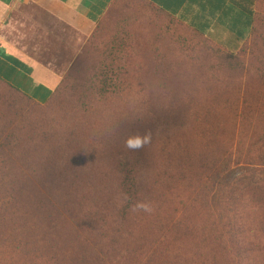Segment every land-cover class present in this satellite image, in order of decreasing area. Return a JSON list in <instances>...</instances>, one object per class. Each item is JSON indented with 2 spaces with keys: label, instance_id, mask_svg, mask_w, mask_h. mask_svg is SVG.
<instances>
[{
  "label": "rangeland",
  "instance_id": "obj_1",
  "mask_svg": "<svg viewBox=\"0 0 264 264\" xmlns=\"http://www.w3.org/2000/svg\"><path fill=\"white\" fill-rule=\"evenodd\" d=\"M30 1L41 4L44 0H20L19 6ZM117 2L95 25L68 14L73 23L60 21L52 45L48 27L34 40L36 45L52 47L49 56L37 59L51 66L61 79L82 49L93 46L91 56L76 70L79 87L74 95L63 94L55 101L51 99L53 91L44 103L33 98L40 106L35 108L0 82V94L9 104H0V132L15 127L0 140V264H100L93 260L101 244L91 241L83 219L92 203L85 190L87 182L96 187L117 184L122 156L129 161L133 157L141 162L157 159L161 147L168 145L166 134L183 135L198 148L203 143L201 136H212L232 153L228 169L233 182L221 192L224 195L234 187H245L238 191L240 201L231 215L240 217L247 228L261 227L264 186L243 180L249 178L248 168L236 163L244 161L239 154L250 152L253 167L264 165V144L252 146L247 133L234 122V115L237 108L250 105L254 119L261 117L256 108L264 105V49L258 43L253 49L249 37L236 53L228 55L206 35H198L146 0ZM19 9L12 10L1 32L8 33L12 25L14 36L28 45L34 26L29 20L20 25ZM131 30L137 32L133 40ZM119 39L128 55L126 60H118L119 67L97 65L95 52L104 53V64L108 56L120 57ZM114 73L121 91L112 90ZM28 108L31 115L20 120L16 112ZM158 116L160 122L172 121L171 125L153 126L150 120ZM204 129L212 134L205 135ZM145 133L151 134L149 142L139 148L127 146L128 141L135 144L137 138L143 139ZM137 134L140 136L134 137ZM37 173L39 178L35 179ZM75 195L83 204L71 210L68 199ZM160 199L148 205L159 204L154 218L142 222L138 210L124 220L117 209L105 210L108 221L119 225L121 231L113 235L102 229L100 233L113 236L118 249L130 253L146 250L145 259L158 239L154 230L157 220L171 215L184 222L183 215L190 224L202 223L201 212L180 204L181 196ZM214 206L226 210L225 205ZM168 235L176 237L175 233ZM94 238L100 239L98 235ZM113 258L109 263L138 264L136 256L130 254ZM256 263L264 264V259Z\"/></svg>",
  "mask_w": 264,
  "mask_h": 264
},
{
  "label": "trees",
  "instance_id": "obj_2",
  "mask_svg": "<svg viewBox=\"0 0 264 264\" xmlns=\"http://www.w3.org/2000/svg\"><path fill=\"white\" fill-rule=\"evenodd\" d=\"M117 1L120 0H112L98 23L102 21L110 8L116 6ZM146 1L158 11L185 23L162 9L155 2ZM240 1H235L240 9L253 15L250 33L252 48L254 49L255 44L258 43L260 49H264V2L261 4V1L264 0H256L257 2L253 4L254 8L249 9L243 7ZM185 24L198 35H206L217 46L224 49L228 55L236 53L248 40L243 35L218 22L214 23L207 33H203L187 23ZM129 32L133 35L132 40L137 37L135 30ZM119 41L121 43L118 50L120 57L117 55L108 56L104 64L102 62L104 53L98 51L94 53V62L99 66L114 67L115 65L119 67L117 65L118 60L125 61L128 57L123 49V41L121 39ZM130 48L132 50V47ZM92 51L93 46L91 44L82 49L68 73L55 88L51 99L56 101L63 94L69 95L72 93L74 95L79 87L76 83V70L80 68L81 61L91 56ZM117 76L116 73L111 75V80H114L112 83L113 91L116 89L121 91L119 84L115 83ZM0 82L10 91L22 95L31 106L40 108L34 103L36 101L32 97L1 77ZM50 100L47 105L51 103ZM1 102L4 105H9L2 94H0V104H2ZM44 109H46L45 106ZM253 110L250 105L244 106L241 110L237 108L234 122L238 124L237 127L240 131L247 133L252 146L257 144L261 146L264 144V105L256 108L257 112L260 111L261 117H255L254 119ZM31 113L28 108L16 112V115L20 120H24ZM160 117L150 120L153 126L157 127L160 123V126L168 128L172 121L160 122ZM164 118L169 120L170 117L165 114ZM13 129L15 127L0 132V140L2 138L6 139ZM202 133L205 135L212 134L211 130L206 129L202 130ZM138 136L140 135H134V137ZM201 139L203 143L198 148L193 147L190 142L186 141L183 135L173 137L166 134L165 140L168 145L161 147L157 159L152 158L141 162L138 158L133 157L129 161L122 156L124 162L119 167L120 180L117 184L96 187L91 185L93 182L91 184H89L90 181L87 182L88 187L85 190L92 197V203H89L88 209L83 214L84 225L88 228L86 232L91 236V241L95 244H101L93 262L111 264L115 259L113 257L118 260L119 257H127L129 254L136 256L138 264H258L257 261L261 258L264 259V215L260 217V228H247V224L242 223L240 217H232L231 215L236 209V204L240 201L238 191L244 190L245 187L232 186L234 188L226 194L223 195L221 192L225 186H230L233 182L230 181L232 174L228 169L232 153H229L217 140H213L212 136L209 138L201 136ZM238 157L243 158L244 161L235 162L236 165H246V168H248L249 178H243V180H248L251 184L264 186V165L259 164V167H253L254 157L250 152L239 154ZM34 177L38 179L39 174L37 173ZM17 187L20 188L21 185H17ZM68 191L71 192L72 190L68 189ZM166 195L181 196L180 204L198 210L199 214L201 212L203 215L201 218L203 219L201 220L202 223L200 225L190 224L188 217L183 215L184 222L181 218L174 217L172 219L171 215L157 220L154 230L158 239L145 259L143 258L147 252L146 250L130 253L126 249H118L115 247L113 236L110 237L107 233L105 235L100 233L102 229H106L110 234H119L120 226H113L108 221L105 210L117 209L118 215L123 220L138 210L141 215L140 222H142L154 218L159 208V204L148 207L151 201L161 202L160 198ZM78 199L77 195L68 199V206L71 210H77L79 206H82L83 201ZM214 204L225 205L226 210L219 211ZM146 206L150 209L149 212H147ZM169 233H175L176 237L170 239ZM94 235H98L100 239H95ZM138 256H142V258ZM110 260L111 263H109Z\"/></svg>",
  "mask_w": 264,
  "mask_h": 264
},
{
  "label": "crops",
  "instance_id": "obj_3",
  "mask_svg": "<svg viewBox=\"0 0 264 264\" xmlns=\"http://www.w3.org/2000/svg\"><path fill=\"white\" fill-rule=\"evenodd\" d=\"M27 1V0H26ZM162 9L181 19L183 22L197 28L206 27L201 32L207 33L216 22L243 35L250 37L253 15L245 12L235 3L237 0H151ZM20 0H0V77L31 95L36 101L44 103L47 97L58 86L61 77L51 66L39 61L38 57L49 56L52 47L36 45L37 35L44 32L45 27L52 35L59 34V24L64 20L72 24L68 16L83 20L84 23L95 25L106 12L112 0H44L30 1L20 5ZM256 0H241L243 7L254 8ZM264 1H261V4ZM253 5V6H252ZM20 8L17 17L21 24L29 20L33 26V39L28 45L14 36L11 25L8 33L2 34L1 29L9 14L15 8ZM22 12V13H21ZM26 27V25H25ZM242 28L243 33L240 29ZM26 29V28H25ZM18 35V34H17ZM16 37V38H15ZM52 45V44H51Z\"/></svg>",
  "mask_w": 264,
  "mask_h": 264
},
{
  "label": "clouds",
  "instance_id": "obj_4",
  "mask_svg": "<svg viewBox=\"0 0 264 264\" xmlns=\"http://www.w3.org/2000/svg\"><path fill=\"white\" fill-rule=\"evenodd\" d=\"M150 135H151L150 133H145L143 139L137 138L135 144H133L132 141H128L127 146L130 148L142 147L145 143L149 142Z\"/></svg>",
  "mask_w": 264,
  "mask_h": 264
}]
</instances>
